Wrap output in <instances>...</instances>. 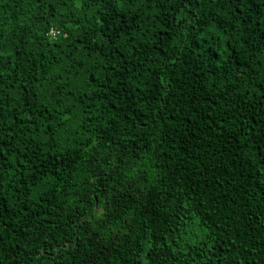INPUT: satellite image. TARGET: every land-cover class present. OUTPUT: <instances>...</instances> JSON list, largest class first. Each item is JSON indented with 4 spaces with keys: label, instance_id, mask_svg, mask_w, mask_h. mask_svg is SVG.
Listing matches in <instances>:
<instances>
[{
    "label": "trees",
    "instance_id": "1",
    "mask_svg": "<svg viewBox=\"0 0 264 264\" xmlns=\"http://www.w3.org/2000/svg\"><path fill=\"white\" fill-rule=\"evenodd\" d=\"M0 264H264V0H0Z\"/></svg>",
    "mask_w": 264,
    "mask_h": 264
}]
</instances>
